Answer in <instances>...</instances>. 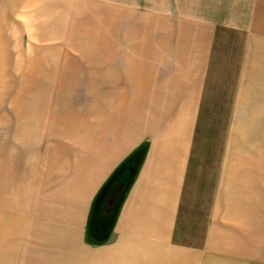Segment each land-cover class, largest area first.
<instances>
[{
  "label": "crops",
  "instance_id": "1",
  "mask_svg": "<svg viewBox=\"0 0 264 264\" xmlns=\"http://www.w3.org/2000/svg\"><path fill=\"white\" fill-rule=\"evenodd\" d=\"M95 2L103 6V53L67 55L62 61L93 59L90 66L98 68L94 91L103 98L95 104L102 125L97 127L94 117L83 132L72 120L78 118L74 113L60 112L49 119L35 115L33 123L40 127V142L46 143V164L54 166L50 172L55 173V184L65 168L70 175L81 171L83 176L76 178L79 191L71 190L67 197V216L35 220L39 228L34 237H47L39 232L47 229L53 239H75V248L66 256L78 264L85 257L91 263L95 254L103 260L106 252L114 258L111 264H174L169 257L180 250L177 216L197 150L192 149V127L199 120L201 124L200 111L208 109L209 95L245 92L240 90L241 78L256 69L255 46H264V0ZM69 67L62 69L91 77L83 65ZM86 85L91 87L89 80ZM78 89L86 92L84 85ZM38 158L41 164L43 155ZM113 174L112 184L117 182L119 191L111 212L117 240L111 248L100 245L93 250L82 242L83 222L89 215L97 220L103 200L97 192ZM66 185L69 188L70 180ZM58 192L56 186V197ZM47 210L58 214L61 209L54 204ZM31 213L32 207L27 215Z\"/></svg>",
  "mask_w": 264,
  "mask_h": 264
},
{
  "label": "rangeland",
  "instance_id": "2",
  "mask_svg": "<svg viewBox=\"0 0 264 264\" xmlns=\"http://www.w3.org/2000/svg\"><path fill=\"white\" fill-rule=\"evenodd\" d=\"M104 37L103 6L95 0H0V264H78L66 256L75 239H53L47 229H39L47 237H34L35 220L67 216V197L79 191L76 178L83 173L70 175L65 168L55 184L46 143L40 142V127L33 121L38 114L49 119L69 112L79 118L72 120L83 132L94 117L96 126L102 125L93 59L85 56L75 63L62 56L103 53ZM254 53L256 69L241 78L245 92L209 95L201 124L192 127V149L197 150L177 216L180 250L169 257L174 264H264V46H255ZM66 65L71 70L83 65L91 77L66 72ZM83 85L86 92L78 89ZM113 178L97 192V198L103 195L97 220L89 215L83 222L82 242L93 250L117 240L111 212L119 191ZM54 204L61 209L58 214L47 210ZM30 207L35 213L28 216ZM112 261L106 252L103 260L95 254L91 263L85 257L82 264Z\"/></svg>",
  "mask_w": 264,
  "mask_h": 264
}]
</instances>
